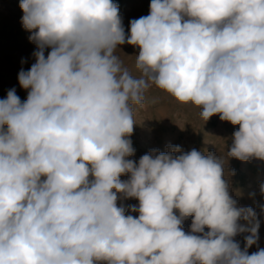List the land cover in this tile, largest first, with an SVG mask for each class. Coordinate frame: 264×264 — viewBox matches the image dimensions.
I'll list each match as a JSON object with an SVG mask.
<instances>
[{
  "label": "clouds",
  "instance_id": "clouds-1",
  "mask_svg": "<svg viewBox=\"0 0 264 264\" xmlns=\"http://www.w3.org/2000/svg\"><path fill=\"white\" fill-rule=\"evenodd\" d=\"M19 6L36 51L18 73L27 99H0V264H264L248 252L257 213L225 179L227 158L264 161V0H151L128 34L113 0ZM153 87L239 125L226 157L169 145L129 159ZM131 198L136 217L117 206Z\"/></svg>",
  "mask_w": 264,
  "mask_h": 264
},
{
  "label": "rangeland",
  "instance_id": "rangeland-1",
  "mask_svg": "<svg viewBox=\"0 0 264 264\" xmlns=\"http://www.w3.org/2000/svg\"><path fill=\"white\" fill-rule=\"evenodd\" d=\"M113 3L119 6V15L128 34L131 20L149 14L151 0H113ZM19 5L20 0H0V99L6 98L8 91L15 88L16 94L23 102L27 99L28 90L20 86L18 73L21 69L27 71L35 63L33 53L36 51V45L29 41L30 32L21 24L23 12ZM118 47L116 54L133 75H139L135 69V57L139 48L127 43ZM50 50H45L46 56ZM135 120L130 139L136 151L134 156L129 157L135 161L152 149L167 152L169 145H179L183 152L196 149L204 154L212 152L217 156L226 157L232 135L239 128V125L221 121L219 115H213L204 121L199 116L198 108L191 104H181L155 87L146 93L145 106L135 111ZM232 169L235 170V175H230ZM126 179L127 174L121 176V180ZM225 179L229 182V193L238 206L252 207L260 221L259 240L248 249L251 254L258 248H264V213L260 208L264 205V195L260 191V185L264 184V161L255 158L249 161L227 158ZM138 203L135 198L118 199L117 206L123 205L126 215L136 217L138 213L128 211V207L138 206ZM191 222L192 217L183 222L182 227L186 233L190 231ZM207 230L205 228V231ZM246 235L248 233H242L233 238L239 242L242 249Z\"/></svg>",
  "mask_w": 264,
  "mask_h": 264
}]
</instances>
